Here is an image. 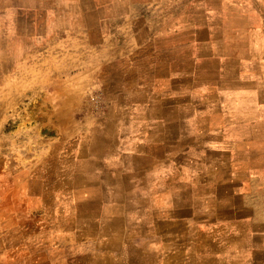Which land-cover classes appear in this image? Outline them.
Here are the masks:
<instances>
[{"label":"crops","instance_id":"0c3cea01","mask_svg":"<svg viewBox=\"0 0 264 264\" xmlns=\"http://www.w3.org/2000/svg\"><path fill=\"white\" fill-rule=\"evenodd\" d=\"M97 4L142 24L107 62L115 119L76 148L45 260L264 264V5Z\"/></svg>","mask_w":264,"mask_h":264},{"label":"rangeland","instance_id":"374dc122","mask_svg":"<svg viewBox=\"0 0 264 264\" xmlns=\"http://www.w3.org/2000/svg\"><path fill=\"white\" fill-rule=\"evenodd\" d=\"M97 1L0 0V264H51L76 148L115 119L108 74L123 69L107 62L125 60V29L142 23Z\"/></svg>","mask_w":264,"mask_h":264},{"label":"bare ground","instance_id":"6f19581e","mask_svg":"<svg viewBox=\"0 0 264 264\" xmlns=\"http://www.w3.org/2000/svg\"><path fill=\"white\" fill-rule=\"evenodd\" d=\"M222 157V156H221Z\"/></svg>","mask_w":264,"mask_h":264}]
</instances>
